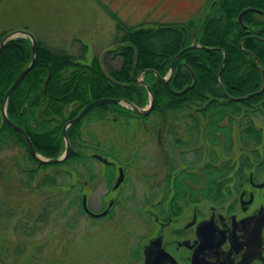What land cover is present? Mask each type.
<instances>
[{
    "label": "flooded vegetation",
    "instance_id": "af4514ba",
    "mask_svg": "<svg viewBox=\"0 0 264 264\" xmlns=\"http://www.w3.org/2000/svg\"><path fill=\"white\" fill-rule=\"evenodd\" d=\"M2 104L0 129L5 124L10 127L4 120ZM263 105L246 108V116L242 112H228L218 123L211 122V109L206 107H185L177 113L155 114L151 110L146 115L131 114L129 117H145L146 122L131 121L124 128H112L113 133L118 132L122 137L94 139L90 157L99 166L88 180L82 179L83 171L65 170L71 180L68 189H76V201L68 206L86 214L85 197L92 212L99 214L108 209L104 215L90 218H109L121 204L125 190L132 187V184L126 186L130 182L127 169L138 168L144 178L140 186V233L132 235L130 231L126 239L133 264H264ZM179 113H185L183 121ZM152 116L157 119L148 121ZM196 117L205 121L192 120ZM113 133L108 130L107 136ZM81 135L79 127L78 148L73 147L67 136L70 143L67 159L72 153H75L72 158L78 161L85 157L80 147ZM17 144V138L1 137L0 151L4 146ZM34 167L23 170L33 175ZM120 170L123 180L116 186ZM8 175H11L9 171L0 169V184ZM88 183H92L90 192L86 191ZM100 188L104 190L101 192ZM133 193L130 191L124 200H131ZM89 195H94L92 198L99 205L96 211L89 204ZM11 203L12 219L15 217L20 227L30 219V213L22 214L26 217L22 218L18 211L21 203ZM6 204L0 200V215L9 206ZM42 213V219L46 220L47 209L43 208ZM0 221L4 218L0 217Z\"/></svg>",
    "mask_w": 264,
    "mask_h": 264
},
{
    "label": "trees",
    "instance_id": "16d2710c",
    "mask_svg": "<svg viewBox=\"0 0 264 264\" xmlns=\"http://www.w3.org/2000/svg\"><path fill=\"white\" fill-rule=\"evenodd\" d=\"M247 8H256L262 13L243 14L242 22L247 26L243 30L238 16ZM111 17L117 31L112 42L115 47L102 56L101 60L94 55L88 62L84 60V56L77 57L64 49H51L36 38L35 64L10 93L6 114L25 130L37 153L48 158L59 157L64 149L63 139L59 137L62 126L94 99H123L140 108L148 105L149 93L144 86L137 84V73L151 69L160 76H165L174 55L193 44L197 47L186 50L175 61L174 72L168 82L157 83L154 74L149 71L142 75L153 94L152 113H177L185 107H206L211 109V122L218 123L223 121L228 112H242L246 116V108L264 104L261 102L264 101V88L244 100L235 101L230 98L255 93L262 86L264 0H210L203 16L184 21L127 24L116 13H111ZM9 31L1 32L0 39ZM246 34L249 36L245 37ZM30 46L28 37L19 36L7 41L0 52V121L1 104L6 90L18 73L30 63ZM109 55L119 59L118 66L106 63ZM222 64L219 85L216 74ZM186 66L193 71L195 82L187 91L181 92L190 80ZM107 103L115 107L116 116L136 115L129 107L111 102L96 104L89 110L96 106H106ZM223 107L230 109L223 110ZM199 117L192 120L205 121ZM81 120L66 130L74 148L78 146L76 133L81 127ZM1 137L17 138L19 145L26 148L27 155L32 160L20 133L5 124L0 129ZM72 157L51 165L35 160L34 170L69 165ZM54 178L55 176L43 178L41 186L54 185Z\"/></svg>",
    "mask_w": 264,
    "mask_h": 264
},
{
    "label": "rangeland",
    "instance_id": "374dc122",
    "mask_svg": "<svg viewBox=\"0 0 264 264\" xmlns=\"http://www.w3.org/2000/svg\"><path fill=\"white\" fill-rule=\"evenodd\" d=\"M209 1L0 0V33L26 29L51 49H64L77 57L84 56V60L89 62L91 56L101 55L102 58L108 52L105 49L113 46L117 31L111 13H116L127 24L184 21L203 16ZM106 63L118 66L119 59L109 55ZM116 111L107 103L84 114L80 147L85 157L79 161L71 158L69 165L49 166L29 175L23 169L33 168L35 162L28 157L26 148L19 144L3 147L0 169L9 171L11 175L2 179L0 184V200L9 205L0 215L4 218L3 222L0 221V264H133L126 239L129 238L128 233H140V186L144 178L138 168L135 170L129 166L127 169L131 183L126 186L132 184V187L125 190L120 197L121 204L104 220L92 219L84 212L78 213L75 206H68L76 201V189H68L71 180L64 173L65 170H80L84 172L82 179L88 180L91 172L99 166L90 157L94 139L122 137L118 132L113 133L112 128H124L131 121L146 122L145 117L116 116ZM184 116L185 113H179L180 121ZM152 117L148 121L157 119ZM108 130L113 133L111 136H107ZM63 152L64 149L60 155ZM52 176H55L54 185L41 186L43 178ZM91 189L92 183H88L86 191ZM64 190L68 193L64 194ZM130 191H134L131 200H124ZM93 196H88L91 198L89 204L96 211L99 205ZM12 201L21 203L18 211L22 218H26L24 213H30V219L23 221L20 227L15 217L12 219ZM43 208L48 211L46 220L42 219Z\"/></svg>",
    "mask_w": 264,
    "mask_h": 264
},
{
    "label": "water",
    "instance_id": "95a60500",
    "mask_svg": "<svg viewBox=\"0 0 264 264\" xmlns=\"http://www.w3.org/2000/svg\"><path fill=\"white\" fill-rule=\"evenodd\" d=\"M247 12L262 13L261 10L256 9V8H247V9H244L243 11H241V13L238 16V21L240 22L243 30H246L247 29V26H245L243 24V22H242V16H243V14H245ZM18 36H26V37H28L30 39V41H31V46H30V50H31V60H30V63L24 69H22L18 73L17 77L15 78V80L13 81V83L9 86V88L6 90V92L4 94L3 104H2L3 117H4V120L10 125L11 128H13L14 130L18 131L24 137V139L26 141V144H27V147H28L31 155L33 156V158L36 161H38L39 163L45 164V165L62 163L63 161H65L67 159L68 154H69V151H70V143H69V139H68V137L66 135V129H67V127L70 126V125H72V124H75L76 122H78L84 116V114L91 107H93L96 104L103 103V102L120 103V104L125 105V106L129 107L130 109L134 110L138 114H141V115L148 114L152 110V108H153V94H152L149 86L144 82V80L142 78V75L145 72H148L149 71V72H151V73L154 74L155 80H156L157 83H166V82H168L169 79L171 78L173 72H174V63L177 60V58L183 52H185L186 50H189L191 48L197 47L196 44H193V45H189V46L181 49L180 51H178L174 55V57L172 58V60H171L170 67H169V73H168L167 76H160L157 71L151 70V69L150 70H148V69L140 70L137 73V76H136L137 84L138 85H141V86H144L147 89V91L149 93V96H150V101H149V104L147 106H145L143 108H140V107H137L135 104H133L130 101L123 100V99L109 98V97L94 99V100L90 101L89 103H87L86 105H84L81 108V110L78 112V114H76L75 117L67 120L64 123V125L62 126L61 133H60V138L63 137L65 139V148H64V152L62 153V155H60L57 158L45 159V158H43L42 156H40L36 152V150L34 148V145L31 142V140H30L29 136L27 135V133L25 132V130L21 126L16 125L15 123L11 122L7 118L6 112H5L6 102L8 100V97H9L10 93L17 86V84L20 82V80L23 78V76L33 67V65L35 64V61H36V47H37L36 38L34 37V35L31 32H29L28 30H25V29H16V30H13V31H11V32L3 35L1 37V39H0V52H1L3 46L5 45V43L7 41H9L11 39H14V38H16ZM120 45H123V44H120ZM113 48H114V46H110V47L106 48L105 50H108L109 51V50H111ZM99 60H101V55L99 57ZM136 60H137V54L135 55L134 62H133L134 69H135V65H136ZM224 60H225V52H224L223 62H224ZM256 62H257V59L255 58V64H256ZM101 67L103 68L102 64H101ZM186 67H187V69H188V71L190 73V80L188 82V85L181 92L187 91L188 88L190 87V85L195 82V75H194L193 71L188 66H186ZM222 69H223V64L221 65V68H220L219 72L216 74V81L218 82L219 85H220L219 76H220V72L222 71ZM104 74L107 75V73L105 71H104ZM262 79H263L262 88H260L257 92L252 93V94H248V95H246L244 97H230V98L232 100H235V101L244 100V99H247L248 97H250V96H252L254 94L259 93L264 88V73H263V71H262ZM122 180H123V172H122V170H120V174H119V177L117 179L116 186L119 185ZM83 209L86 212V214H88L91 217H100V216L104 215L108 211V209H106L105 211H103L102 213H99V214H96V213L92 212L91 210L88 209V207L86 205V198L85 197H84V200H83Z\"/></svg>",
    "mask_w": 264,
    "mask_h": 264
}]
</instances>
